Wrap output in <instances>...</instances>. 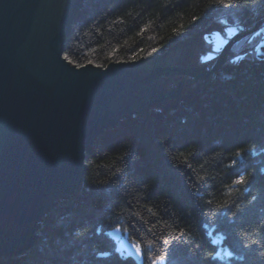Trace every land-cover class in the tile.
<instances>
[{
    "label": "trees",
    "instance_id": "1",
    "mask_svg": "<svg viewBox=\"0 0 264 264\" xmlns=\"http://www.w3.org/2000/svg\"><path fill=\"white\" fill-rule=\"evenodd\" d=\"M220 18L248 27L264 18V0H233L231 8L84 0L63 56L105 66L162 54ZM261 53L214 73L174 109L129 115L101 132L78 195L58 200L34 245L0 264H151L161 251L166 264H264V46ZM117 235L154 247L136 257L120 251Z\"/></svg>",
    "mask_w": 264,
    "mask_h": 264
},
{
    "label": "water",
    "instance_id": "2",
    "mask_svg": "<svg viewBox=\"0 0 264 264\" xmlns=\"http://www.w3.org/2000/svg\"><path fill=\"white\" fill-rule=\"evenodd\" d=\"M83 2L0 0V257L26 252L57 200L78 195L96 136L127 113L177 106L263 33L233 43L264 18L198 65L199 52L216 50L205 32L228 36L224 26L232 24L220 18L163 54L80 69L63 59V48Z\"/></svg>",
    "mask_w": 264,
    "mask_h": 264
},
{
    "label": "rangeland",
    "instance_id": "3",
    "mask_svg": "<svg viewBox=\"0 0 264 264\" xmlns=\"http://www.w3.org/2000/svg\"><path fill=\"white\" fill-rule=\"evenodd\" d=\"M244 28H239V29L242 30ZM224 30L228 34L227 37L225 35H223L222 32H221V30L220 29H217L216 27H211L209 29L210 32H205L204 33V38L207 41H213V40H215L214 42H215L216 45L213 48L216 49V50H218V51L212 50V49H207L204 52H199L198 56L196 57V63L198 65L204 64L205 62H208L209 60H212L214 57H217L219 54H221V52L223 50V47L233 37V35L237 32V29H236L235 25H232V26H230V25L224 26ZM262 31H263V33H262L259 41L251 49H249V50H247L245 52H242V53L235 54V55L227 58L226 61L224 62V66H222L220 69H218L217 71H215V73L218 72V71H220L224 67H229V66L231 67V66H238V65H249V64H253L254 62H257V61L261 60L262 59V57H261V54H262L261 53V50H262V46H264V24L263 25H260L259 27H257L254 30H251V31L245 33L244 35H242L241 37H239L238 39H236L233 42L235 44L240 43L247 36H249L248 39H247V41H250V40H252V38L255 35L260 34ZM210 78L206 79V81H205V83L203 85H205L206 82ZM197 93H193L187 99L179 100V104L177 106H179L182 103L188 101L191 97H193ZM177 106L175 105V106L169 107L167 109H174ZM184 107H185V110H187V111H192L193 110V109H191V106L190 105L189 106H184ZM117 241H118V244L120 245V247H122V249L120 250L121 252H123V248H124V249L129 250V253L130 254H134L136 257H139L138 255H136V253H135L132 245H130L123 237L117 235Z\"/></svg>",
    "mask_w": 264,
    "mask_h": 264
},
{
    "label": "snow or ice",
    "instance_id": "4",
    "mask_svg": "<svg viewBox=\"0 0 264 264\" xmlns=\"http://www.w3.org/2000/svg\"><path fill=\"white\" fill-rule=\"evenodd\" d=\"M217 4L224 7V8H231L232 4H233V0H216ZM141 51H143V49H141ZM153 53L157 52L158 49H153L152 50ZM136 57L134 56L133 59H135ZM63 59L65 61H67L69 64L74 65L77 68L80 69H84L88 66L91 65H95L96 67H101V65H97L95 64V62L93 60H89L87 64H82V63H78L76 61H72L69 59V57L67 55H65L63 57ZM244 177H240L236 183H244ZM180 235H184L183 232L180 233ZM163 243L165 245L168 244L167 240H164ZM136 255L140 256L141 258H144L146 255V251L145 249H147L148 252H151L153 247H154V241H147L146 243H142V242H137L135 244L132 245ZM149 259L151 260V264H166L168 257L167 254L164 253L163 251H161L159 254H153L151 257H149Z\"/></svg>",
    "mask_w": 264,
    "mask_h": 264
},
{
    "label": "bare ground",
    "instance_id": "5",
    "mask_svg": "<svg viewBox=\"0 0 264 264\" xmlns=\"http://www.w3.org/2000/svg\"><path fill=\"white\" fill-rule=\"evenodd\" d=\"M83 5H84V2H83ZM82 7H83V6H82ZM82 7H81V8H82ZM78 12H79V11H78ZM235 27H236V26H235ZM236 29H237V32H236V33H238L239 31H241V30L239 29V27H236ZM236 33H235V34H236ZM235 34H234V35H235ZM234 35H233V36H234ZM223 48H224V47H223ZM158 109H159V108H158ZM148 110H149V109H148ZM148 110H145V111H148ZM145 111H142V112H145ZM137 113H141V112H132V113L130 112V113L125 114V116L127 117V116H129V115H135V114H137ZM120 121H121V120H120ZM117 124H118V123H117ZM117 124H116V125H117ZM114 127H115V126H114ZM112 128H113V127H112ZM108 129H111V128H108ZM96 138H97V136L95 137L94 141L96 140ZM94 141H93V143H94ZM93 143H92V144H93ZM90 147H91V146H90ZM87 151H88V150H87ZM82 182H83V180H82ZM62 200H63V199H62ZM57 201H58V200H57ZM49 213H50V212H49ZM49 213H48V214H49ZM45 216H46V215H45ZM45 216H44V217H45ZM44 217L42 218V220L44 219ZM42 220H41V221H42ZM40 223H41V222H40ZM29 249H30V248H29ZM29 249H28V250H29ZM24 253H25V252H24Z\"/></svg>",
    "mask_w": 264,
    "mask_h": 264
}]
</instances>
